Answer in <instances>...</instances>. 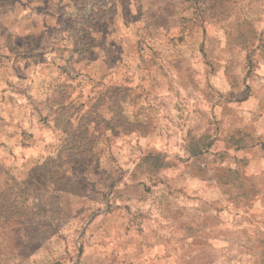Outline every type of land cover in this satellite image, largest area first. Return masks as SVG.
<instances>
[{
	"label": "rangeland",
	"instance_id": "374dc122",
	"mask_svg": "<svg viewBox=\"0 0 264 264\" xmlns=\"http://www.w3.org/2000/svg\"><path fill=\"white\" fill-rule=\"evenodd\" d=\"M0 264H264V0H0Z\"/></svg>",
	"mask_w": 264,
	"mask_h": 264
},
{
	"label": "trees",
	"instance_id": "16d2710c",
	"mask_svg": "<svg viewBox=\"0 0 264 264\" xmlns=\"http://www.w3.org/2000/svg\"><path fill=\"white\" fill-rule=\"evenodd\" d=\"M200 144H201V141L199 140V143L193 145L194 146L193 147L194 152H196V153L199 152ZM164 166H165L164 161L162 159H160L159 157L152 158V161L148 164V168H149L150 172H156Z\"/></svg>",
	"mask_w": 264,
	"mask_h": 264
}]
</instances>
